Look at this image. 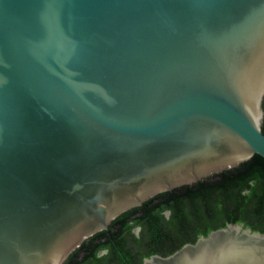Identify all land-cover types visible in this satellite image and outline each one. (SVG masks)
Wrapping results in <instances>:
<instances>
[{
  "label": "water",
  "instance_id": "1",
  "mask_svg": "<svg viewBox=\"0 0 264 264\" xmlns=\"http://www.w3.org/2000/svg\"><path fill=\"white\" fill-rule=\"evenodd\" d=\"M263 92L264 0H0V264H64L150 196L264 159ZM214 239L264 264V232L231 224L160 261Z\"/></svg>",
  "mask_w": 264,
  "mask_h": 264
},
{
  "label": "trees",
  "instance_id": "2",
  "mask_svg": "<svg viewBox=\"0 0 264 264\" xmlns=\"http://www.w3.org/2000/svg\"><path fill=\"white\" fill-rule=\"evenodd\" d=\"M261 98L263 112L260 131L264 134V92ZM139 209L145 214L137 219V222L144 220L140 237L149 247L162 244V249L163 239L170 238H176L181 243H193L198 236H206L227 223H241L251 231L264 232V159L256 154L251 155L235 167L193 184L150 196ZM162 209L169 210L171 214L166 221L167 226L163 225L165 218L160 214ZM133 210L136 208L121 214L112 223L121 222L120 232L130 229L131 226L124 219ZM113 244L119 247L124 245L122 239L115 237ZM64 264H69V261Z\"/></svg>",
  "mask_w": 264,
  "mask_h": 264
},
{
  "label": "flooded vegetation",
  "instance_id": "3",
  "mask_svg": "<svg viewBox=\"0 0 264 264\" xmlns=\"http://www.w3.org/2000/svg\"><path fill=\"white\" fill-rule=\"evenodd\" d=\"M140 207L141 205L127 210L130 211L136 208V210H133V212L127 215L124 219V221L131 226L130 229L120 232L119 228L122 227L121 222L112 224L119 216H121L120 214L115 220L110 222L107 229L88 237L74 251H72L67 259L69 264H162L160 259L174 254L175 251L179 250L183 245H185V243H189L188 241L181 243V241L176 238L174 240L170 238L169 240L163 239L164 247L162 249H160V245L162 244L156 245V247H149L148 244L146 245L140 237L143 229L142 222L144 220L142 219L140 222H137V219L145 215L139 209ZM125 212L122 214H125ZM160 214H162L165 218L163 225L167 226L166 221L171 216V214H169V210L162 209ZM124 223L125 222L122 224ZM227 224L225 226H227ZM231 225H239L241 226V229H249L247 227H243L241 223ZM249 231L251 230L249 229ZM210 232H208V234ZM208 234L206 236H198L195 241L199 237H207ZM114 237L116 239H122L124 245L119 247L116 244H113ZM177 243L181 244L175 249L174 246Z\"/></svg>",
  "mask_w": 264,
  "mask_h": 264
},
{
  "label": "bare ground",
  "instance_id": "4",
  "mask_svg": "<svg viewBox=\"0 0 264 264\" xmlns=\"http://www.w3.org/2000/svg\"><path fill=\"white\" fill-rule=\"evenodd\" d=\"M219 243L222 244L220 239H214V243H207L204 246L202 244L197 250L186 249L182 255V260H186L185 264H195L200 263V261H202L200 264H259L250 258L244 259L242 262L237 258V252H229L230 249H223Z\"/></svg>",
  "mask_w": 264,
  "mask_h": 264
}]
</instances>
